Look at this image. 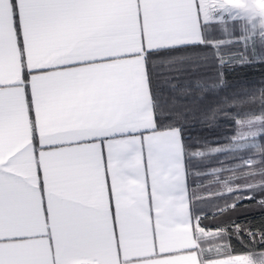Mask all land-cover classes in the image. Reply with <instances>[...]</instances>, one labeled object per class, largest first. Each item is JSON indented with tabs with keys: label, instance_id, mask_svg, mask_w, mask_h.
Segmentation results:
<instances>
[{
	"label": "snow or ice",
	"instance_id": "1",
	"mask_svg": "<svg viewBox=\"0 0 264 264\" xmlns=\"http://www.w3.org/2000/svg\"><path fill=\"white\" fill-rule=\"evenodd\" d=\"M0 264H264V0H0Z\"/></svg>",
	"mask_w": 264,
	"mask_h": 264
},
{
	"label": "trees",
	"instance_id": "2",
	"mask_svg": "<svg viewBox=\"0 0 264 264\" xmlns=\"http://www.w3.org/2000/svg\"><path fill=\"white\" fill-rule=\"evenodd\" d=\"M250 76H259V73L253 72V73H250ZM189 135L193 137H204L210 141L220 140L221 143H227V140L223 139V137L231 135V133L229 132L227 128L217 130V129H212L208 127L201 128L200 126H197L195 129L190 130ZM227 160L224 161L226 166H227ZM205 183L207 184V181H205ZM213 210L214 209H209V212Z\"/></svg>",
	"mask_w": 264,
	"mask_h": 264
},
{
	"label": "rangeland",
	"instance_id": "3",
	"mask_svg": "<svg viewBox=\"0 0 264 264\" xmlns=\"http://www.w3.org/2000/svg\"><path fill=\"white\" fill-rule=\"evenodd\" d=\"M227 159L230 160L231 157H228V158L221 157V160H222V161H226ZM225 166H226V165H225ZM217 167H220V166L217 165ZM207 183H209V182L207 181ZM209 225H210V226L212 225V221H211V219L209 220Z\"/></svg>",
	"mask_w": 264,
	"mask_h": 264
}]
</instances>
